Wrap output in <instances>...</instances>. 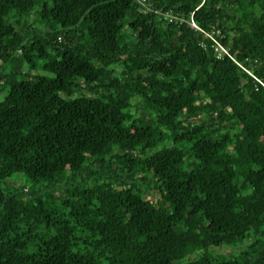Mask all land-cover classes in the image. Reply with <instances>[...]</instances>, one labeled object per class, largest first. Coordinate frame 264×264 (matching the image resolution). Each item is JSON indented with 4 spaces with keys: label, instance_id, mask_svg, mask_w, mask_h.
I'll return each instance as SVG.
<instances>
[{
    "label": "trees",
    "instance_id": "obj_1",
    "mask_svg": "<svg viewBox=\"0 0 264 264\" xmlns=\"http://www.w3.org/2000/svg\"><path fill=\"white\" fill-rule=\"evenodd\" d=\"M145 2L0 0V264H264V0Z\"/></svg>",
    "mask_w": 264,
    "mask_h": 264
},
{
    "label": "rangeland",
    "instance_id": "obj_2",
    "mask_svg": "<svg viewBox=\"0 0 264 264\" xmlns=\"http://www.w3.org/2000/svg\"><path fill=\"white\" fill-rule=\"evenodd\" d=\"M242 3L245 4L246 3V0H242ZM43 62L39 61L36 63V71L33 72L34 75H46V76H51L52 75L47 72V71H44L41 69V65H42ZM28 68V66L25 64L24 67H23V70L26 71ZM6 93L4 92L0 98H4V95ZM134 104H138V102H136L134 100ZM140 110L136 112L135 108L132 109V112L135 114V115H140L144 118H150L152 116V113L151 111H149L145 106H139ZM11 185L14 184V187L15 188H21V189H26L24 192H29L31 193V190H36L37 189V186L34 185V183L30 180H28L27 178L23 177V176H14L12 177L11 179H9V181L7 183H9ZM149 186V185H148ZM31 189V190H30ZM145 193V196L147 197V199L149 200H154L156 202H159V198H158V194H157V191H144ZM211 251L214 253V254H221V255H230V254H233L236 249H232V248H229V247H220V248H215V249H211ZM191 258H189L187 261H190Z\"/></svg>",
    "mask_w": 264,
    "mask_h": 264
},
{
    "label": "built area",
    "instance_id": "obj_3",
    "mask_svg": "<svg viewBox=\"0 0 264 264\" xmlns=\"http://www.w3.org/2000/svg\"><path fill=\"white\" fill-rule=\"evenodd\" d=\"M136 1L144 10L148 9L146 6L145 0H136ZM164 18L168 19L169 22H173V23L174 22H177V23L187 22L190 27H192L196 30H199L198 26L192 20V17H191L190 21H186L185 17L169 12V13L164 14ZM215 52L217 53L218 57H220L221 54H227L225 48L220 43H218L217 41H215Z\"/></svg>",
    "mask_w": 264,
    "mask_h": 264
}]
</instances>
